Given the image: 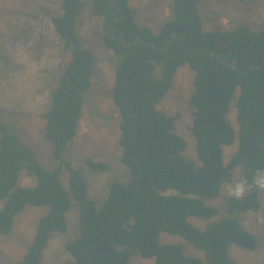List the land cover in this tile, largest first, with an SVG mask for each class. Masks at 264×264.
<instances>
[{
    "label": "trees",
    "instance_id": "obj_1",
    "mask_svg": "<svg viewBox=\"0 0 264 264\" xmlns=\"http://www.w3.org/2000/svg\"><path fill=\"white\" fill-rule=\"evenodd\" d=\"M61 1L63 12L52 22L70 59L43 114L58 167L43 166L31 146L0 120V235L11 233L27 205L49 207L19 264H42L53 233L67 231L74 200L79 234L66 245L73 256L69 264H130L134 251L155 258V264H236L232 244L248 250L258 246L256 236L242 226V213L260 209V191L228 202V215L204 230L189 218L218 213L206 200L220 195L237 168L251 182L255 169L264 167V26L207 31L200 0H174V16L154 32L137 21L138 9L130 0H91L102 17L103 44L119 58L112 97L122 116V162L130 169V179L114 181L98 207L89 197L86 175L64 157L83 115L95 56L77 29L84 1ZM185 64L195 72L191 131L201 167L182 154L187 141L176 131L180 114L158 107ZM234 99L237 130L229 119ZM236 136L238 148L226 163L224 147ZM86 162L95 171L109 167L90 157ZM25 169L34 185H18ZM162 232L182 236L204 252L206 261L186 255L181 244H161Z\"/></svg>",
    "mask_w": 264,
    "mask_h": 264
},
{
    "label": "rangeland",
    "instance_id": "obj_2",
    "mask_svg": "<svg viewBox=\"0 0 264 264\" xmlns=\"http://www.w3.org/2000/svg\"><path fill=\"white\" fill-rule=\"evenodd\" d=\"M84 8L77 29L83 44L95 56L92 85L84 93L83 115L79 120L77 134L68 145L64 157L80 169L89 182V197L101 207L114 181L130 179V169L122 162L123 148L120 145L122 116L112 97L118 56L107 49L102 41V17L93 11L91 0H83ZM138 9V22L159 32L166 21L174 16V0H130ZM204 29L207 31L232 30L240 24H248L254 30L264 26V0H200ZM63 12L61 0H0V120L31 146L39 162L54 170L59 160L54 155V142L46 129L45 111L51 105V92L70 59L63 42L52 22L53 15ZM161 73V66L157 69ZM194 70L189 64L179 67L173 86L158 105L168 114H180L176 131L187 141L183 156L197 167L202 166L197 151L196 138L191 131L193 111L190 98L194 90ZM235 99L229 113L234 128L238 129ZM239 139L224 147L227 163L236 152ZM106 162L109 167L95 171L87 164V158ZM234 174L242 177L240 168ZM62 178L69 187V172ZM36 180L25 169L18 185L31 186ZM222 189V188H221ZM175 193L174 190H169ZM206 203L217 208L213 217H190L200 229L228 215V203H222V191ZM260 209L264 210V192L260 193ZM48 206L27 205L15 218L9 235H0L1 264H19L33 242L39 221L46 215ZM253 210L244 211L242 218L251 216ZM68 229L56 231L44 250L42 264H69L73 260L67 243L79 234V205L74 200L67 214ZM257 238V237H256ZM255 250L238 244L230 246L236 264H264V238H257ZM161 244H181L186 255L206 261L202 250L197 249L180 235L162 232ZM130 264H155V258H145L133 252ZM209 264V263H207Z\"/></svg>",
    "mask_w": 264,
    "mask_h": 264
},
{
    "label": "clouds",
    "instance_id": "obj_3",
    "mask_svg": "<svg viewBox=\"0 0 264 264\" xmlns=\"http://www.w3.org/2000/svg\"><path fill=\"white\" fill-rule=\"evenodd\" d=\"M258 190L264 192V167L255 169L251 182L233 174V179L222 186V203L242 202ZM242 226L257 238H264V210L254 212L242 220Z\"/></svg>",
    "mask_w": 264,
    "mask_h": 264
}]
</instances>
